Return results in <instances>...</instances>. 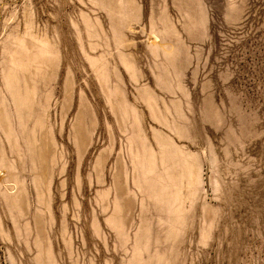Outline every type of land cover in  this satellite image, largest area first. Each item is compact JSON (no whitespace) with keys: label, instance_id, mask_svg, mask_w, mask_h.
<instances>
[{"label":"rangeland","instance_id":"obj_1","mask_svg":"<svg viewBox=\"0 0 264 264\" xmlns=\"http://www.w3.org/2000/svg\"><path fill=\"white\" fill-rule=\"evenodd\" d=\"M0 264H264V0H0Z\"/></svg>","mask_w":264,"mask_h":264}]
</instances>
